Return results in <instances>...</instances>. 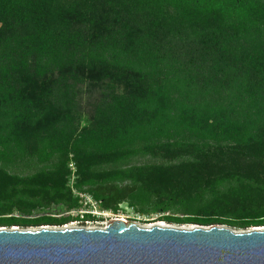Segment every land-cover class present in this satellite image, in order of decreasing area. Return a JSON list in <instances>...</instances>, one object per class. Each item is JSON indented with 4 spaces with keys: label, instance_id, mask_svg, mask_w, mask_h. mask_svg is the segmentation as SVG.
<instances>
[{
    "label": "trees",
    "instance_id": "16d2710c",
    "mask_svg": "<svg viewBox=\"0 0 264 264\" xmlns=\"http://www.w3.org/2000/svg\"><path fill=\"white\" fill-rule=\"evenodd\" d=\"M71 164L113 214L264 227V0H0V228L80 220L30 218L82 207Z\"/></svg>",
    "mask_w": 264,
    "mask_h": 264
},
{
    "label": "water",
    "instance_id": "95a60500",
    "mask_svg": "<svg viewBox=\"0 0 264 264\" xmlns=\"http://www.w3.org/2000/svg\"><path fill=\"white\" fill-rule=\"evenodd\" d=\"M0 264H264V229L141 228L122 220L105 229L0 228Z\"/></svg>",
    "mask_w": 264,
    "mask_h": 264
},
{
    "label": "rangeland",
    "instance_id": "374dc122",
    "mask_svg": "<svg viewBox=\"0 0 264 264\" xmlns=\"http://www.w3.org/2000/svg\"><path fill=\"white\" fill-rule=\"evenodd\" d=\"M83 95H81L77 101L81 105L82 112L84 114V120H86L87 113L89 110L99 105L100 94L98 92L89 93L86 88L83 91ZM72 170V176L69 179V185L74 190V194L76 196H81L82 198V207L77 210H72L67 212L62 206H54L47 210H39L32 214L30 218H38L40 216H49L54 218H61L66 216H72L74 218L80 217V220H75L73 222H69L62 226H40V227H29L26 229H22L20 227H12L10 229H20V230H38L40 228H50V229H76V228H85V229H105L109 224L116 220L125 221L126 224H135L141 228H151L153 226H161V227H173L178 229H190L194 226L193 224H168L163 221H157L159 215L151 214V215H140L134 209L128 207L127 205H123V209L118 214H113L109 211H104L100 208V206L88 195L84 193H79L74 189V181H75V166L74 164L70 165ZM85 214H92L96 217L95 220L85 221L82 220V216ZM16 217H21L19 213L14 214ZM227 227V226H225ZM236 232H244L253 230L256 228L264 229V227H252L247 230H240L237 228L228 227ZM8 229V228H7Z\"/></svg>",
    "mask_w": 264,
    "mask_h": 264
},
{
    "label": "bare ground",
    "instance_id": "6f19581e",
    "mask_svg": "<svg viewBox=\"0 0 264 264\" xmlns=\"http://www.w3.org/2000/svg\"><path fill=\"white\" fill-rule=\"evenodd\" d=\"M123 222H125V221H123Z\"/></svg>",
    "mask_w": 264,
    "mask_h": 264
}]
</instances>
